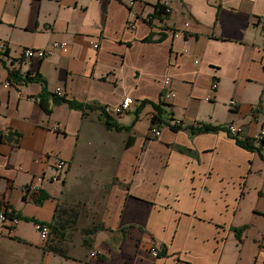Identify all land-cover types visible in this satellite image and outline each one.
Here are the masks:
<instances>
[{"label": "crops", "instance_id": "crops-1", "mask_svg": "<svg viewBox=\"0 0 264 264\" xmlns=\"http://www.w3.org/2000/svg\"><path fill=\"white\" fill-rule=\"evenodd\" d=\"M169 1L163 22L162 0H0V209L56 224L47 243L34 221L0 224V264H264V140L251 151L226 130L188 129L233 122L245 139L264 128V0ZM53 41L69 51L21 56ZM13 69L80 103L130 100L115 117L130 130H110L95 108L49 115L41 83L4 86ZM141 100L171 104L158 137L151 104L135 116Z\"/></svg>", "mask_w": 264, "mask_h": 264}, {"label": "built area", "instance_id": "built-area-1", "mask_svg": "<svg viewBox=\"0 0 264 264\" xmlns=\"http://www.w3.org/2000/svg\"><path fill=\"white\" fill-rule=\"evenodd\" d=\"M127 1L130 6L135 5V3L137 2V0H127ZM159 9L162 11L161 16H159L160 20L165 22L167 20L169 13L172 11V5L170 1L162 0V3ZM154 17H155V13L154 15L149 16V21ZM129 26L133 28L136 26V24L133 20H131L129 22ZM189 27H190V21H186L184 23L183 28H179L175 30L173 29L171 30V32L174 38H179L185 35L186 30ZM165 29H168V27L163 25L161 30H165ZM91 43L94 48L99 49V44L97 43V41H92ZM57 49H61L62 51H65L67 53L69 51V45L66 43V41H53L52 44H50V46L47 48L24 47L21 56L24 59H32L33 57L42 59L48 55H53ZM7 50H8L7 43L4 40H0V54H3V52L5 53ZM170 82H171V78L170 76H167L164 82L166 85V88L170 85ZM11 84L12 83L9 81L4 86L8 87ZM218 86H219V81L218 79H215L212 83V90L213 91L216 90ZM55 92L59 95H64V92L60 87H57ZM170 94L175 96V93H173V91L170 92ZM210 98H211L210 96L207 97L208 100H210ZM130 104H131L130 100H125L118 105L106 104V105H101V106L104 107L105 111L109 113L111 116L118 117L125 112L127 113L131 109ZM229 104L231 107H236V100L232 98ZM259 107L260 106L254 107V112L255 111L257 112ZM177 124H180L179 120L172 121V125H177ZM225 130L229 135H232L233 137L244 133V127L242 125H237L233 122L226 124ZM161 134H162L161 128H159V126L153 125L151 128V136L158 137ZM251 139L254 140L255 142H260V140H263L264 139V128H262L260 131L255 133ZM68 163L69 162L63 159H59L56 163H54V168L57 171V174L53 179L57 180L60 178V174L62 173V171L65 172L67 170ZM20 222H21V218H19V216H17L15 212L13 213V211L11 210H7V209L1 210L0 209V224L2 225L7 224L8 226H14V225L16 226ZM35 227L40 232L41 237L44 239L45 242L49 240L51 230H50V227L46 223H42L39 221L35 224ZM150 251L153 254V256L158 257L161 254V247H159L156 244L151 245ZM98 255H99V252L97 250H94L91 252L92 257H98Z\"/></svg>", "mask_w": 264, "mask_h": 264}, {"label": "trees", "instance_id": "trees-1", "mask_svg": "<svg viewBox=\"0 0 264 264\" xmlns=\"http://www.w3.org/2000/svg\"><path fill=\"white\" fill-rule=\"evenodd\" d=\"M160 5H156V15L158 16H161V10L159 9ZM8 51V50H7ZM9 81L11 83H21V82H24V83H28V82H39L41 83L43 86H42V92L39 96V103L41 105V107L44 109V111L46 113H49V115L52 113L53 111V107L54 105H57V104H63L65 103L66 105H68L70 108H75V109H80V110H87L89 108H95V109H98L100 111V119L101 121H103V123L106 125L107 128H109L110 130H130V126H126L124 124H121L119 122H117L115 119V117L111 116L109 113H107L105 111V108L100 106V105H96V104H90V103H80V101L78 100H75V99H69L67 98L65 95H59L57 94L56 92H50V90L47 89V82H46V79L40 75V74H30V73H26L25 76H23L22 74H20L19 72V69H13V70H9ZM147 104H151L153 107H154V112L152 113V120H151V124L153 125H156V126H160L162 124H165V123H168V121L170 122V120H173V118L171 117V112H170V106L171 104L170 103H167V102H154L152 100H141L140 104H138V106L136 107L134 113H135V116L136 118H138L139 116V113L144 109V107L147 105ZM171 124V127L174 129V130H179L181 128H183V126L181 124H177V125H172ZM188 129H190L193 133H199V132H211V131H222V130H225L224 127H221V126H218V125H211V124H199V125H196V126H191L189 127ZM232 136V135H231ZM233 137V136H232ZM252 137L250 138H245V139H239V135L238 136H234L233 139L236 140V142L245 147V148H248V150H259L260 149V146H256V145H261L263 144V140H260V142H255L254 140L251 139ZM39 192L37 193H34L32 196L34 198V200L37 202V203H42L44 201V199L47 196V193L46 192H41L40 194H38ZM11 209L12 210V207L10 205H8V209ZM14 213V211H13ZM19 216V218L22 219H25V220H31V221H34L35 223L37 222H42V223H46L49 227H50V230H51V233H50V238L52 236V231L54 230L55 228V223L53 221L51 222H46V221H41V220H35L31 217H23V216H20V215H17ZM97 226H95L94 228H91V229H87L86 231H96L97 230ZM49 238V240H50ZM48 242V240L46 241V243Z\"/></svg>", "mask_w": 264, "mask_h": 264}]
</instances>
